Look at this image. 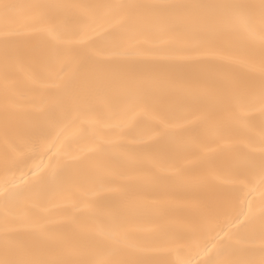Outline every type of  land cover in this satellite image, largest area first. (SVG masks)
<instances>
[{"label":"snow or ice","instance_id":"6c2138e0","mask_svg":"<svg viewBox=\"0 0 264 264\" xmlns=\"http://www.w3.org/2000/svg\"><path fill=\"white\" fill-rule=\"evenodd\" d=\"M0 264H264V0H0Z\"/></svg>","mask_w":264,"mask_h":264},{"label":"bare ground","instance_id":"6f19581e","mask_svg":"<svg viewBox=\"0 0 264 264\" xmlns=\"http://www.w3.org/2000/svg\"><path fill=\"white\" fill-rule=\"evenodd\" d=\"M66 2H76V0H66ZM87 2H92V0H87ZM137 120V126H136V130H135V135L136 136H142L145 139H147L148 137H151L155 134V132L157 131L156 126H155V121L150 117V116H138L136 118ZM192 138L190 136H185L184 137V142L185 143H191ZM80 146L87 149L89 148L91 145L88 141V139L82 138L80 141ZM216 144L211 142V138H210V134H209V139L207 142V148L211 149V148H215ZM147 165V162H145ZM165 205V201H161L160 202V206H164ZM154 211V210H153ZM175 219H179V217H176ZM175 227L179 228L180 225L179 223L175 224Z\"/></svg>","mask_w":264,"mask_h":264}]
</instances>
